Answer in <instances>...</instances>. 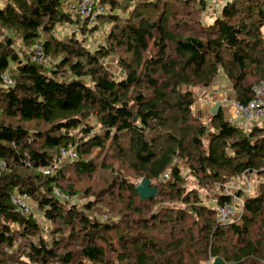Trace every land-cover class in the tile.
Listing matches in <instances>:
<instances>
[{
    "label": "trees",
    "instance_id": "trees-1",
    "mask_svg": "<svg viewBox=\"0 0 264 264\" xmlns=\"http://www.w3.org/2000/svg\"><path fill=\"white\" fill-rule=\"evenodd\" d=\"M158 1L100 0L112 9L107 19L116 22L110 46L92 50L77 33L95 31L104 15L89 25L66 10L64 0H0V264H200L208 258L264 264V182L230 225L218 221L197 191L186 189L188 176L205 187H224L228 178L246 172L264 175V127L245 131L222 109L205 123L192 113L195 95L182 91L208 88L223 71L236 103L250 102L264 79V0L226 1L212 23H198L206 39L174 34L145 16ZM197 3L207 10L203 0ZM123 4L126 15L113 13ZM63 23L75 26V34L59 38L55 30ZM40 38L47 59L61 55V62L48 67L30 60ZM121 48L136 66L121 59L123 76L117 78L105 60ZM156 71L161 78H154ZM4 75L13 87H4ZM70 144L78 160L60 163L61 150ZM108 159L149 179L158 195L143 201L138 185L116 174L105 194L119 202L108 211L110 218L99 220L91 215L93 202L79 208L71 201L73 187L66 191L61 183L72 179L66 178L70 172L82 177L114 171ZM181 161L189 174L182 173ZM20 193L62 227L45 237L40 222L13 204L12 195ZM219 198L218 204L230 199ZM111 232L117 236L107 239ZM73 241L79 243L70 248Z\"/></svg>",
    "mask_w": 264,
    "mask_h": 264
},
{
    "label": "rangeland",
    "instance_id": "rangeland-1",
    "mask_svg": "<svg viewBox=\"0 0 264 264\" xmlns=\"http://www.w3.org/2000/svg\"><path fill=\"white\" fill-rule=\"evenodd\" d=\"M228 0H215L213 3L208 5L207 10L204 12L200 11V7L198 6L197 0H160L158 1L157 6L154 5L152 9L146 10V12H143V14L147 17H149L153 22L157 23H164V25L167 27V30L172 33H178L183 34L184 36H189L191 34H199L201 38L206 39V35L202 33L201 28H199L198 23L203 22V25L200 26H206L207 24L212 23L214 17H216L220 10L223 8L224 4ZM109 6L107 5V8ZM122 10H117L116 14L119 15H126L127 14V5L123 4L119 6ZM112 9L109 7V12H107L106 15H104V18H101L99 23V28L95 31L90 32L89 34L83 35L79 32L77 33V38H84L86 45L90 47L92 50H96L101 45H106L107 47L110 46V42L108 40L109 34H111V31L114 30L115 27V20L107 19V16L111 15ZM136 14V13H134ZM173 16H176L175 19H173ZM120 22V21H119ZM182 22L189 23L182 26H179L178 24H182ZM75 26L66 25L63 23V25L59 26L55 33L58 35L59 38H63L65 36H69L74 33ZM262 35L264 36V29L262 30ZM156 53V48H154L153 45H151L150 49V55ZM145 58L149 57L148 54L144 53L143 55ZM228 56L226 53H224L223 57L224 60H228ZM126 60L128 61L132 66H136V59L134 56H131L130 54H126L125 50L123 48L117 49L112 55L108 56L105 60V66L114 73L115 77L121 78L123 76V73L121 72V68L119 67V61L120 60ZM61 55L57 56H50L48 58L47 64H45L48 67L54 66L55 64L61 62ZM138 72L140 74L144 75L147 74L146 71L142 72L141 69H138ZM154 78H161L162 73L159 71H156L153 73ZM145 76V75H144ZM251 81L254 82L252 78H249ZM191 90L192 93L195 95V105L192 110L193 115L197 117V119H201L203 122L208 123L212 117L211 115V109L216 105V103H221V109L226 113L227 118L231 120L233 124H236L238 126L247 127L244 120H238L236 118V111H235V94L233 90V85L228 80L226 74L221 71L218 76L215 78L213 83L209 85L208 88H204L202 86L200 87H182V91ZM219 91V92H218ZM220 109V110H221ZM262 125L264 126V121L262 122ZM30 129H34V127L37 128V126L28 125ZM249 130V129H248ZM247 130V131H248ZM98 131V129H97ZM123 142H126V139H123ZM124 144V143H123ZM124 146H126L124 144ZM107 164H113L114 171H110L109 169L101 170L100 173L96 172L95 174H85L82 177H79V175H76L74 172L66 174V178H72L68 183L63 182L61 183V187H63L64 190H69V185L73 187L72 191L75 194L71 201L73 203L78 204L79 208H82L85 203L87 202H93V208L94 212H91V215L99 218V220L110 218L108 211L110 208H113L112 206L117 204L119 201H115L114 199L110 198L108 195L105 194V190L110 186L111 178L116 177V174L121 175L122 178L127 179L130 182H133L134 184L138 185L142 178L138 177L137 174H135L133 171L128 169L127 167H122L121 161H111L106 160ZM181 165L182 169L184 170V175L189 174L187 169L189 167L186 163L181 161L179 163V166ZM45 175V174H43ZM248 180L252 183V193H258L261 191V184L264 182V175H258L257 173H245ZM245 177V176H244ZM244 177L238 176L235 178H228L226 180V185H237L241 184L243 182ZM225 186V185H224ZM186 189L187 191L195 190L197 191V195L200 199H202V204L209 206L211 208L215 207L218 203L219 197L223 193V186L221 185H211V186H203L200 185L197 181L193 180L189 176L186 177ZM90 193V194H89ZM57 196L60 197V195L64 196V194L60 191H56ZM89 194V195H88ZM88 195V196H87ZM124 201H127L128 195H124ZM128 202V201H127ZM35 203V202H34ZM169 206H176V207H185L184 205H180L177 203H169L167 204ZM120 207V206H119ZM155 209V208H154ZM106 214V215H105ZM105 215V216H104ZM32 217L36 220H38L42 226V232L45 237H49L48 234L50 232L51 228H55V226H61L62 223L60 220H56V223H52L51 221L46 220L43 216L41 211L37 207L35 209V213L32 215ZM55 224V225H54ZM121 229L125 227V224L120 226ZM64 228V227H63ZM126 229V228H125ZM257 230H253V234L257 233ZM127 232V231H126ZM63 235H67L66 233ZM68 236V235H67ZM105 236L107 239H111V237H116L117 233H105ZM79 241H73V244L70 248H74L75 244H78ZM97 245H103L104 247H107L106 243H97ZM212 258H208L206 261L200 262V264H212L213 263ZM171 264H178L176 260H171Z\"/></svg>",
    "mask_w": 264,
    "mask_h": 264
},
{
    "label": "built area",
    "instance_id": "built-area-1",
    "mask_svg": "<svg viewBox=\"0 0 264 264\" xmlns=\"http://www.w3.org/2000/svg\"><path fill=\"white\" fill-rule=\"evenodd\" d=\"M205 4L210 5L215 0H203ZM64 8L71 11L81 23H87L89 25L95 24L97 19L101 15H106L109 9L107 6L102 5L100 0H64ZM31 58L30 60L36 64L45 65L48 62L46 57L43 38L38 39L34 42L31 47ZM3 85L5 88L14 86V82L8 77L3 76ZM236 118L238 120H244L248 126L243 127L245 131L253 126H262L264 121V79L257 83L254 88L253 98L247 104H235ZM60 163L67 161H77L79 156L77 154L76 147L70 144L67 148L62 149L60 152ZM43 174L49 175L51 171L48 169L41 168ZM184 171L182 170V173ZM248 173V172H246ZM243 182L237 185L223 187V193L221 196L230 198L229 202L224 204H216L214 207L216 214L218 215V221L223 225H230L237 221L241 216V212L244 209L245 200L252 191V183L246 177L245 173ZM167 178L168 175H165ZM58 192V191H57ZM62 201L66 202L69 200L66 196L60 195ZM12 202L17 206L20 212L24 215L32 216L35 213L37 204L34 203L32 197L26 193L12 195ZM84 264H92L89 261Z\"/></svg>",
    "mask_w": 264,
    "mask_h": 264
},
{
    "label": "water",
    "instance_id": "water-1",
    "mask_svg": "<svg viewBox=\"0 0 264 264\" xmlns=\"http://www.w3.org/2000/svg\"><path fill=\"white\" fill-rule=\"evenodd\" d=\"M221 109V103H216V105L211 109L212 117H216ZM136 191L143 201H149L158 195V188L151 184V181L148 179H143L138 184ZM212 264H225L221 259L215 258Z\"/></svg>",
    "mask_w": 264,
    "mask_h": 264
},
{
    "label": "crops",
    "instance_id": "crops-1",
    "mask_svg": "<svg viewBox=\"0 0 264 264\" xmlns=\"http://www.w3.org/2000/svg\"><path fill=\"white\" fill-rule=\"evenodd\" d=\"M219 92V91H218ZM263 126V125H262ZM264 127V126H263ZM180 167H181V165H180ZM183 170V169H182ZM184 171V170H183ZM187 171L189 172V169H187ZM184 173V172H183Z\"/></svg>",
    "mask_w": 264,
    "mask_h": 264
}]
</instances>
